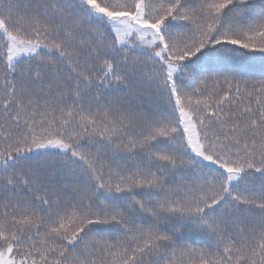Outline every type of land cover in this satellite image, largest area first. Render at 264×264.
<instances>
[{
  "label": "snow or ice",
  "instance_id": "snow-or-ice-1",
  "mask_svg": "<svg viewBox=\"0 0 264 264\" xmlns=\"http://www.w3.org/2000/svg\"><path fill=\"white\" fill-rule=\"evenodd\" d=\"M0 264H264V0H0Z\"/></svg>",
  "mask_w": 264,
  "mask_h": 264
}]
</instances>
